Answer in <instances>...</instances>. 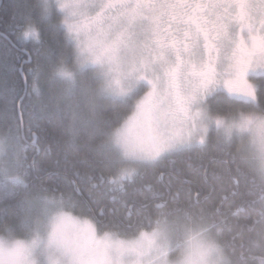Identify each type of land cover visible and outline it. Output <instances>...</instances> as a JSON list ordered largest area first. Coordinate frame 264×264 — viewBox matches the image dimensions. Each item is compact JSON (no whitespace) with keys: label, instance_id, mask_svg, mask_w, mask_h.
I'll use <instances>...</instances> for the list:
<instances>
[{"label":"snow or ice","instance_id":"snow-or-ice-1","mask_svg":"<svg viewBox=\"0 0 264 264\" xmlns=\"http://www.w3.org/2000/svg\"><path fill=\"white\" fill-rule=\"evenodd\" d=\"M73 58L119 98L126 118L115 142L125 158L172 156L193 135L203 146L221 129L251 134L264 157V0H8L0 118L26 96L51 94L57 77L71 79ZM46 171L61 177L58 167ZM113 247L61 216L44 242L0 240V264H124L140 242L117 241V255Z\"/></svg>","mask_w":264,"mask_h":264},{"label":"trees","instance_id":"trees-1","mask_svg":"<svg viewBox=\"0 0 264 264\" xmlns=\"http://www.w3.org/2000/svg\"><path fill=\"white\" fill-rule=\"evenodd\" d=\"M7 3L0 0V6ZM96 98L86 123L73 124L69 101L55 84L51 94L45 89L26 96L0 118V236L21 237L41 199L60 196L76 215L86 217L89 210L114 214L101 232L117 231L114 221L125 218H138L132 222L137 232L151 230L162 219L176 220L208 227L231 264H264V183L239 156L236 142L210 141L202 149L166 156L141 167L122 190H110L107 178L116 170L105 143L126 117L120 101ZM57 153L58 166L53 163ZM57 167L61 177L54 182L46 170ZM195 193L200 203L193 201Z\"/></svg>","mask_w":264,"mask_h":264},{"label":"rangeland","instance_id":"rangeland-1","mask_svg":"<svg viewBox=\"0 0 264 264\" xmlns=\"http://www.w3.org/2000/svg\"><path fill=\"white\" fill-rule=\"evenodd\" d=\"M67 69L71 72V79L57 77L54 84L56 91H58V89L61 90L62 95L69 101V107H71L73 114V124L87 122L86 120L90 113V109L94 106V95L95 98L97 97V100L98 98H109L115 102H119V98L113 96L110 92L104 89L103 82L96 78L94 71L86 67H81L80 64L74 63L73 60L70 65H67ZM77 78L80 80L79 85H76ZM116 131L117 129L112 131L109 139L105 143V149L114 160L113 170H116V173L121 169H135V174L132 176L133 178L141 167L153 165L162 158L169 156L165 155L158 160L150 161H138L131 158H125L122 154L121 148L115 142ZM210 141L225 145H231L233 142H236L239 156L253 167L261 181L264 183V171L261 170V162L264 161V157H262L257 150L251 134L233 131L231 136L221 137L217 132L212 131L208 135L203 146L185 148L181 151L202 149L208 145ZM2 146L3 143L0 142V154L4 151ZM0 169L2 171L3 167L0 166ZM41 200L42 201L39 202V205L34 207L35 215H33L34 219L29 222V231L21 237L0 236V240L5 242H12L14 240L28 243H31L33 240L44 242L51 233L54 223L59 217L63 216L70 218L81 226L90 227L96 235L101 238L107 235L114 245L112 249L113 255H117L119 251L115 248V243L117 241L140 242L138 253H126L124 255V264H136L137 260H139L141 264H171V261L182 252L187 230L190 226H193L190 224L187 226L179 224L176 220L165 222V220L162 219L156 227H153L149 231H139L127 238H123L118 237L111 232L98 231L96 226L90 220L86 219L84 216L76 215L75 213L68 211L65 208V205L70 203V201L67 199L61 198L60 196H45ZM145 235L148 237L147 240L142 239ZM42 247L43 244L41 243V246L36 249V254L38 256L41 254Z\"/></svg>","mask_w":264,"mask_h":264},{"label":"clouds","instance_id":"clouds-1","mask_svg":"<svg viewBox=\"0 0 264 264\" xmlns=\"http://www.w3.org/2000/svg\"><path fill=\"white\" fill-rule=\"evenodd\" d=\"M74 63L79 64L74 58ZM217 134L227 137L221 129ZM200 136L193 135L185 147H199ZM261 170L264 171V161L261 162ZM135 174V169H121L115 175L107 178L110 190H116L125 181H130ZM171 264H231L229 257L224 253L222 246L210 234L208 227L197 225L190 226L184 238L183 250Z\"/></svg>","mask_w":264,"mask_h":264},{"label":"flooded vegetation","instance_id":"flooded-vegetation-1","mask_svg":"<svg viewBox=\"0 0 264 264\" xmlns=\"http://www.w3.org/2000/svg\"><path fill=\"white\" fill-rule=\"evenodd\" d=\"M162 180V177H160V181ZM167 195L169 196L167 199H168V202L170 200V192L167 193ZM200 195V193H199ZM202 200V199H201ZM193 201L195 203H200L201 201L198 200V193H195L194 197H193ZM165 205H166V202H165ZM157 208V207H156ZM158 209V208H157ZM88 212V215L85 217L86 219L90 220L95 226L96 228L98 229V231H103L102 228H105L106 226H108L110 223H109V220L112 218V215L114 216V214H111V215H106V214H103L102 213H99V214H95L94 212V215L96 216H92V212L89 210L87 211ZM218 213V210L216 211ZM115 217V216H114ZM127 217V215H126ZM133 221H131V219H124L123 221L124 222H118V220L114 221L115 223H117V226L119 227V229L117 231L113 230V234L117 235L118 237H123V238H127L135 233H138L137 230H138V227L136 225V223L132 224V222H137L138 218L135 217V218H132ZM105 226V227H104ZM109 232V231H108ZM140 232H144V231H140Z\"/></svg>","mask_w":264,"mask_h":264},{"label":"water","instance_id":"water-1","mask_svg":"<svg viewBox=\"0 0 264 264\" xmlns=\"http://www.w3.org/2000/svg\"><path fill=\"white\" fill-rule=\"evenodd\" d=\"M22 78H23V76H22ZM163 206H165V203H163ZM160 207H161V206H160ZM160 207H159V208H160ZM92 216H93V217L95 216V215L93 214V212H92Z\"/></svg>","mask_w":264,"mask_h":264},{"label":"bare ground","instance_id":"bare-ground-1","mask_svg":"<svg viewBox=\"0 0 264 264\" xmlns=\"http://www.w3.org/2000/svg\"><path fill=\"white\" fill-rule=\"evenodd\" d=\"M245 161V160H244Z\"/></svg>","mask_w":264,"mask_h":264}]
</instances>
